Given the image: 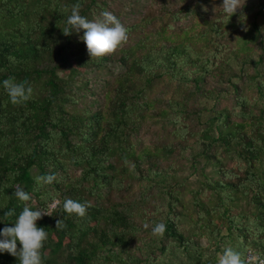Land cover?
Segmentation results:
<instances>
[{
    "label": "trees",
    "instance_id": "trees-1",
    "mask_svg": "<svg viewBox=\"0 0 264 264\" xmlns=\"http://www.w3.org/2000/svg\"><path fill=\"white\" fill-rule=\"evenodd\" d=\"M179 1L169 11L150 0L125 25L128 42L92 58L84 30L62 28L76 3L89 20L119 18L112 0H0V230L15 226L23 188L28 207L52 213L37 221L49 234L43 264H217L226 247L264 255V0H242L231 18L223 0ZM9 76L33 98L11 103ZM155 124L166 138L147 143ZM65 198L91 207L69 216ZM159 222L162 237L151 234ZM0 264L19 260L0 252Z\"/></svg>",
    "mask_w": 264,
    "mask_h": 264
},
{
    "label": "clouds",
    "instance_id": "clouds-1",
    "mask_svg": "<svg viewBox=\"0 0 264 264\" xmlns=\"http://www.w3.org/2000/svg\"><path fill=\"white\" fill-rule=\"evenodd\" d=\"M244 4L242 0H223L220 7L223 13L231 18L243 8ZM80 9L79 3L71 6L70 15L66 21L67 27L62 28V30L65 35H71L73 31L79 33L83 29L84 34L81 39L86 44L88 53L92 58L112 54L128 42V29L112 12L105 10L100 13V18L89 20L81 15ZM64 10L69 11L67 7ZM3 87L13 104H24L33 98L32 86L27 82H17L14 76H9L3 80ZM55 179L53 174L36 177L38 184H51ZM14 195L20 201L25 202V207L15 221L14 227L6 226L0 230V235L3 236V239H0V252H8L17 257L19 264H43L42 250L49 234L44 227L37 225V221L44 215H52L51 210H32L28 207L26 202L30 201L32 197L23 188L16 187ZM42 198L46 199V197ZM58 203L59 201L49 204V209H53ZM88 207H91L90 202L80 203L71 198H65L63 202V210L69 216L76 214L82 218L87 214ZM12 214V212L6 213L9 216ZM62 226L63 221L57 220L56 228ZM144 227L147 229L149 225L145 224ZM165 231L166 225L159 222L152 227L151 234L162 237ZM17 241L21 245L19 248ZM217 264H256V261L251 254L245 256L244 253L232 247H226L222 254L218 255ZM259 264H264V260L260 261Z\"/></svg>",
    "mask_w": 264,
    "mask_h": 264
},
{
    "label": "rangeland",
    "instance_id": "rangeland-1",
    "mask_svg": "<svg viewBox=\"0 0 264 264\" xmlns=\"http://www.w3.org/2000/svg\"><path fill=\"white\" fill-rule=\"evenodd\" d=\"M112 7L114 12L121 13L120 17L118 18L124 25L130 24L132 22H135L140 19V17L147 12V10L150 7V0H112ZM156 6H160V8L167 7V10H177L182 7L181 1L179 0H157ZM207 8V11L209 12L210 16H212L213 12L217 9L213 8ZM185 21V20H184ZM182 23H186V22ZM179 24V21H177ZM180 23V24H182ZM189 23V22H188ZM201 19H198V25L196 26L198 29H200ZM241 28V27H240ZM136 35V34H135ZM134 35V36H135ZM132 40V38H130ZM114 71L118 72L121 70V66L116 64L113 66ZM89 74L92 76L93 71L90 70ZM108 74L103 75L101 78L104 79ZM155 129L152 132L151 129L145 128L142 134H143V140L149 143V140L151 138L155 140L162 141L164 138H166L164 134V130L161 127V124H155ZM156 134H155V133Z\"/></svg>",
    "mask_w": 264,
    "mask_h": 264
},
{
    "label": "built area",
    "instance_id": "built-area-1",
    "mask_svg": "<svg viewBox=\"0 0 264 264\" xmlns=\"http://www.w3.org/2000/svg\"><path fill=\"white\" fill-rule=\"evenodd\" d=\"M249 254H251L255 258L256 264H259L260 261L264 260V255H261L254 250H248L246 256H248Z\"/></svg>",
    "mask_w": 264,
    "mask_h": 264
}]
</instances>
